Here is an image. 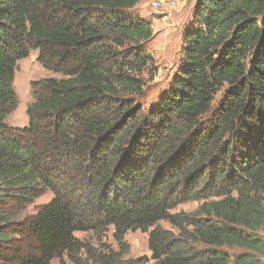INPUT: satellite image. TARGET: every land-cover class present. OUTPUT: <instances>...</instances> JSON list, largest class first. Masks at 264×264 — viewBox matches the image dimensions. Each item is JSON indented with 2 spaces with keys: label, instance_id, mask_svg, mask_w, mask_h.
<instances>
[{
  "label": "trees",
  "instance_id": "16d2710c",
  "mask_svg": "<svg viewBox=\"0 0 264 264\" xmlns=\"http://www.w3.org/2000/svg\"><path fill=\"white\" fill-rule=\"evenodd\" d=\"M140 2L0 0V264H141L124 260L130 231L149 233L155 264H230L224 248L264 264V0H199L179 72L150 109ZM31 50L62 78L34 83L21 129L7 118ZM186 202L201 204L172 212ZM111 228L117 251L75 236Z\"/></svg>",
  "mask_w": 264,
  "mask_h": 264
},
{
  "label": "rangeland",
  "instance_id": "374dc122",
  "mask_svg": "<svg viewBox=\"0 0 264 264\" xmlns=\"http://www.w3.org/2000/svg\"><path fill=\"white\" fill-rule=\"evenodd\" d=\"M152 0H142L140 4V16L152 25L154 36L148 44V50L154 58V67L156 76L154 80L148 83L143 100L144 107L150 109L156 105L162 95L167 93L179 72L183 61L182 47L185 33L192 28L194 12L199 0H179L176 8H168L163 5L159 9L151 6ZM38 50H31L26 59L18 61V69L14 78V89L17 94L18 107L7 118V123L11 127L24 129L29 125L28 108L35 101L33 85L47 78H62L59 74L53 73L43 68L38 62ZM221 95L217 97L219 100ZM53 199V194L47 192L27 205L19 214L16 223H20L37 214V212ZM201 203L186 202L178 206L173 213L194 212ZM161 227L167 230H173L171 225L166 221L159 223ZM113 228L105 234L95 232H77L75 236L83 241L93 252H99L104 248L111 247L118 250V245L113 238ZM264 238V228L259 232ZM149 233L141 231H130L127 233L125 240L129 247V252L124 256V260L140 261L141 264H155L152 260L151 252L148 245ZM24 244H27L24 242ZM231 256L230 264H234V257L245 252L239 248H224ZM82 263H85L86 257L81 253L79 256ZM53 264H75L66 255L56 258Z\"/></svg>",
  "mask_w": 264,
  "mask_h": 264
},
{
  "label": "built area",
  "instance_id": "2783aa9c",
  "mask_svg": "<svg viewBox=\"0 0 264 264\" xmlns=\"http://www.w3.org/2000/svg\"><path fill=\"white\" fill-rule=\"evenodd\" d=\"M179 0H152L151 6L154 9H159L163 5H166L168 8H176L178 6Z\"/></svg>",
  "mask_w": 264,
  "mask_h": 264
},
{
  "label": "crops",
  "instance_id": "0c3cea01",
  "mask_svg": "<svg viewBox=\"0 0 264 264\" xmlns=\"http://www.w3.org/2000/svg\"><path fill=\"white\" fill-rule=\"evenodd\" d=\"M141 2H142V0H141ZM141 2H140V3L138 4V6L134 9V12H135L136 14H138L139 16H140V14L137 13V11L140 12V9H141L140 4H141ZM140 17L143 19L142 16H140Z\"/></svg>",
  "mask_w": 264,
  "mask_h": 264
}]
</instances>
